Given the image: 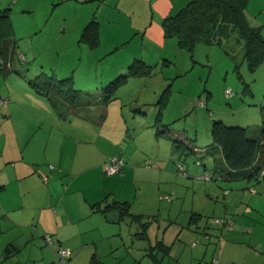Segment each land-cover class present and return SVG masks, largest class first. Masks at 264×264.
Listing matches in <instances>:
<instances>
[{
  "label": "rangeland",
  "instance_id": "obj_1",
  "mask_svg": "<svg viewBox=\"0 0 264 264\" xmlns=\"http://www.w3.org/2000/svg\"><path fill=\"white\" fill-rule=\"evenodd\" d=\"M244 16L248 26L260 27L264 35V0H247ZM32 19L35 24L22 29L21 23L19 28L29 34L36 27L37 33L17 41L24 60L14 55L9 70L0 75V97L6 86L32 91L28 81H36L38 75L52 76L49 68L56 80L65 74L77 76L74 88L93 94L126 73L127 67L113 77L108 72L116 68L117 58H124V50L103 63L94 52L79 49L65 56H41L38 10ZM28 44L38 47L24 50ZM244 51L238 31L223 38L221 44L198 43L192 53L180 50L175 39H167L165 57L151 64L148 76L129 77L114 100L106 106H93L81 121L61 119L59 129L70 134L67 138L56 130L50 134V122L39 120V135H28L26 140L32 137L36 141L39 136V164L46 161L57 167L47 179L61 176L59 168L68 169L66 165L74 163L77 168L71 173L81 181L100 186V178H109L104 182L109 190L100 197L101 208L113 201L126 202L131 215L119 220L113 211L104 215L87 206L86 210L81 205L72 206L68 211L75 224L61 229L60 235L54 229L39 227V236L25 247L21 242L27 233L8 229L0 221V264H58L55 247L43 238L46 233L68 251L64 264H154L149 252L157 261L162 260L161 264H264L253 258L264 257V177L228 180L220 172L225 167L220 151L212 148L210 135L213 120L256 135L264 129V64L251 72ZM163 59L167 60L164 64ZM78 76L87 81H77ZM39 99L55 111L47 99ZM68 111L59 105L60 115ZM180 142L195 152L190 153ZM207 149L212 153L205 154ZM114 157L124 161L119 172L89 169L80 175L85 166L104 160L107 165ZM82 159L86 165L80 163ZM206 175L214 178L205 179ZM216 220L227 224H217ZM235 237L237 246H227ZM14 239L21 244L20 250L4 260L2 251ZM161 243L168 247V255ZM224 243L229 248L222 254Z\"/></svg>",
  "mask_w": 264,
  "mask_h": 264
},
{
  "label": "crops",
  "instance_id": "obj_2",
  "mask_svg": "<svg viewBox=\"0 0 264 264\" xmlns=\"http://www.w3.org/2000/svg\"><path fill=\"white\" fill-rule=\"evenodd\" d=\"M3 1L4 6H2ZM3 1L0 3V9L9 8V22L13 39L17 44L18 54H22L19 51L22 45L17 41L29 38L30 33H32L31 35L37 33L35 27L32 32H28L29 34H24L19 26L23 23L21 25L23 29L24 25L27 27L29 23L35 24V19L32 18L38 10L39 54L41 56H65L71 51L79 49L85 53L94 52L93 54L99 55L98 58L103 63L115 54L120 56L124 50V58L122 55L117 58L114 63H117L116 68L108 71L113 77L118 73H124L120 71H124L134 59L151 65L157 64L162 56L165 57L167 39L163 36L162 21L167 16L177 13L190 0ZM55 13L56 15L53 17ZM91 20H95L99 25V45L95 49H90L86 44L79 42L83 29ZM84 45L86 47H83ZM37 47V45L28 44L24 50L37 49ZM40 67L45 69L44 66ZM49 69L52 76H55L54 71ZM76 77L72 74H65L60 79L71 78L72 82H76ZM77 81L86 82L87 80L86 77L78 76ZM9 87L11 86L2 88L4 94L2 97L6 101L0 106V221H3L8 229H20L27 233V238L21 242L22 246L25 247L35 235L39 236V227L41 229L47 228V231L54 229L56 234L60 235L61 229L75 224L76 220L71 218L68 211L72 209V206L81 205L84 210L87 206L89 210L99 212L93 208V205L102 204L100 197L104 191L109 190L104 182L109 178L104 176L100 178V186L97 183L90 184L81 181L78 175L74 176L71 173L77 166L70 163L72 167L66 165L68 169L59 168V172L60 170L63 171L60 172L62 174L60 175L64 177L53 176L47 179L50 171H54V168L57 167H53L46 161L39 164V136L36 141H33L32 137L30 140H26L27 136L39 135L40 120L41 122H50L52 127L50 134L57 131L60 136L67 138L70 134L59 129V121L69 118L81 121L82 118L86 117L87 111L91 112L94 107L67 108L69 111L62 116L58 112L48 109L45 103L39 99V95L33 91H26V89L18 91ZM15 117L16 122H14ZM18 122H20L19 125L22 122L24 124L19 126ZM40 131L44 133L45 129L41 126ZM78 141L77 146L81 150L83 145L80 140ZM80 163L86 165L84 159L80 160ZM105 165L106 161L104 160L93 167L85 166L86 168L80 172V175L89 169L106 173ZM131 170H135V168H131ZM45 178L46 180H44ZM121 179L117 182H120ZM243 179L254 180L255 178L240 176L228 180L239 181ZM239 229H243L242 226ZM16 241L18 239H14L5 245L2 251L4 260L20 250L21 244L19 246ZM56 241L57 243L53 246L57 250L61 242L58 239ZM236 242L235 237L234 242L227 246L234 248L237 246ZM7 246H10L9 253H5ZM227 246L226 243L222 245V254L226 248L228 250L229 247ZM70 256L71 251H69V258ZM253 258L255 262L264 261V257H258V255Z\"/></svg>",
  "mask_w": 264,
  "mask_h": 264
},
{
  "label": "trees",
  "instance_id": "obj_3",
  "mask_svg": "<svg viewBox=\"0 0 264 264\" xmlns=\"http://www.w3.org/2000/svg\"><path fill=\"white\" fill-rule=\"evenodd\" d=\"M246 6L247 0H190L177 13L163 19L161 25L163 36L165 39H175L180 50L192 53L198 43L221 44L223 38L238 31L245 43L244 61L248 69L254 72L264 64V35L261 34L260 27L253 28L246 23L244 16ZM8 12L9 8L0 9V75L2 76L9 70L14 55H17L19 60H24L23 55L17 53ZM79 42L86 44L90 49H95L99 45V25L95 20H91L85 26ZM164 62L167 60L161 61L162 64ZM152 68L153 66L134 59L124 75L116 77L96 94L75 89L71 78L56 80L51 75L47 77L38 75L37 80L29 81L28 85L35 94L47 99L56 112L59 111V105L69 109L106 106L114 100L116 91L129 77L148 76ZM1 99L0 106L6 101L3 97H0ZM258 134L249 133L246 128L240 126H227L222 121H212L210 127L212 148L220 151L225 167L220 172L228 179L246 176L256 177L259 180L261 171H264L262 170L264 159H261V155L264 154V129L258 131ZM180 144L186 147L183 142ZM186 148L190 153L195 152L193 148ZM211 153L209 149L205 152V154ZM93 208L104 215L113 211L117 213L119 220L131 215L129 204L126 202L113 201L103 208L100 204L93 205ZM193 216L192 221L195 220ZM160 247L165 248V255L169 254L167 246L161 243ZM9 252L10 246H7L5 253ZM148 254L154 264H161L162 260L157 261L152 252Z\"/></svg>",
  "mask_w": 264,
  "mask_h": 264
},
{
  "label": "built area",
  "instance_id": "obj_4",
  "mask_svg": "<svg viewBox=\"0 0 264 264\" xmlns=\"http://www.w3.org/2000/svg\"><path fill=\"white\" fill-rule=\"evenodd\" d=\"M20 59H22L21 56H19ZM230 91L226 90L225 91V95L229 96ZM2 103V99L0 100V104ZM261 159H264V154L261 155ZM124 166V161L121 158H111L109 163L107 165H105V172L109 173V174H114L117 173L121 170V168ZM52 168V167H51ZM180 169V168H179ZM260 178L264 177V171H261L260 173ZM212 175H206L205 179H211ZM46 180V178L44 179ZM215 223L217 224H221V225H226L227 222L222 221V220H216ZM45 243L49 244V245H53L56 244L57 241L55 240L53 242L52 237L50 235H45L44 237ZM57 256H58V264H64L66 261V258L68 257V251L65 250L64 248H59L56 250Z\"/></svg>",
  "mask_w": 264,
  "mask_h": 264
}]
</instances>
